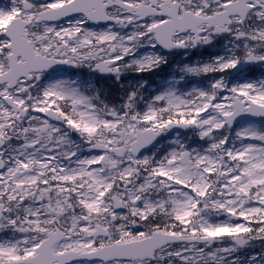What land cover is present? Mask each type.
Here are the masks:
<instances>
[{"label": "snow or ice", "instance_id": "snow-or-ice-1", "mask_svg": "<svg viewBox=\"0 0 264 264\" xmlns=\"http://www.w3.org/2000/svg\"><path fill=\"white\" fill-rule=\"evenodd\" d=\"M200 49L216 51L147 96L122 83ZM85 65L118 100L64 78ZM249 67L264 69V0L0 5V264H264V71Z\"/></svg>", "mask_w": 264, "mask_h": 264}, {"label": "flooded vegetation", "instance_id": "flooded-vegetation-1", "mask_svg": "<svg viewBox=\"0 0 264 264\" xmlns=\"http://www.w3.org/2000/svg\"><path fill=\"white\" fill-rule=\"evenodd\" d=\"M2 2L5 5L8 4V2H6L5 0H3ZM93 27L96 28L97 26L93 25ZM71 72H72L73 78L80 77V76L89 78V80L93 81L95 86L98 89H100L102 92H104L105 94H110V97L114 100L119 99V96L121 95V93L117 90L119 86L116 85L113 80L108 79L106 76H103L100 73H93L90 69H88L86 65L82 68L72 69ZM148 74L149 73H145L146 81H148ZM135 76L136 75L134 72L126 73L122 81L124 86L127 87L129 85H134L133 77ZM64 78H65V74H64ZM149 83L150 82H148V87H149Z\"/></svg>", "mask_w": 264, "mask_h": 264}, {"label": "rangeland", "instance_id": "rangeland-1", "mask_svg": "<svg viewBox=\"0 0 264 264\" xmlns=\"http://www.w3.org/2000/svg\"><path fill=\"white\" fill-rule=\"evenodd\" d=\"M195 63H196V62H195ZM195 63H194V64H195ZM258 68H259V67H258ZM262 70H264V69H262ZM135 75L138 76V75H141V74H136V73H135ZM191 78H192V76H188V77H187L188 80H191ZM252 79H253V78H252ZM137 80H138V79H136V81H137ZM198 80L202 81V80H203V77H199ZM143 94L145 95V93H143ZM173 136H174V135H173ZM198 147H200V146H198ZM256 245H257V247H258L260 244L257 243Z\"/></svg>", "mask_w": 264, "mask_h": 264}]
</instances>
